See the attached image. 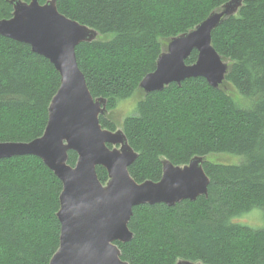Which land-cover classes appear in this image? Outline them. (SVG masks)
Here are the masks:
<instances>
[{"label":"trees","instance_id":"trees-1","mask_svg":"<svg viewBox=\"0 0 264 264\" xmlns=\"http://www.w3.org/2000/svg\"><path fill=\"white\" fill-rule=\"evenodd\" d=\"M229 1L57 2L62 15L99 33L77 47L78 64L92 96L107 102L102 127L122 129L139 155L129 169L132 178L159 182L165 160L183 167L195 157L205 159L208 197L134 209L133 239L116 243L129 264H264V228L236 221L255 209L264 213V0H245L213 32V46L229 65L220 88L203 78L150 94L140 88L172 39ZM13 12L10 0H0V20ZM198 55L194 51L186 63L193 65ZM60 86L48 59L0 36V143L42 137ZM136 97L133 113L120 123L115 112ZM219 156L235 160L212 159ZM77 161L70 152L68 164ZM97 173L106 184L107 171L98 167ZM62 191V182L38 157L0 160V264H50L60 247Z\"/></svg>","mask_w":264,"mask_h":264},{"label":"water","instance_id":"water-1","mask_svg":"<svg viewBox=\"0 0 264 264\" xmlns=\"http://www.w3.org/2000/svg\"><path fill=\"white\" fill-rule=\"evenodd\" d=\"M244 1H229L194 30L172 39L156 70L140 84L145 94L197 78L220 88L229 65L213 46V32L237 15ZM57 2L48 0L42 5L40 0H10L13 16L0 20V36L29 45L61 76L43 136L31 142L0 143V160L38 157L63 184L57 215L60 247L50 264H129L122 260L116 243L133 239L129 223L134 209L157 204L175 207L183 201L208 197L210 179L204 170L205 159L195 157L183 167L165 160L159 182L139 184L132 178L129 169L139 155L122 129L113 132L102 127L100 117L108 112L107 102L92 96L78 64L77 47L96 41L99 33L62 15ZM194 51L199 53L198 60L188 65L186 61ZM70 152L78 155L75 167L68 164ZM98 167L108 173L106 184L98 177Z\"/></svg>","mask_w":264,"mask_h":264},{"label":"rangeland","instance_id":"rangeland-1","mask_svg":"<svg viewBox=\"0 0 264 264\" xmlns=\"http://www.w3.org/2000/svg\"><path fill=\"white\" fill-rule=\"evenodd\" d=\"M139 100V97H136L135 99L125 101L120 104L119 108L115 112V118L122 123L123 120L131 115L135 109L136 102ZM214 160H217L219 162H224V163H230L233 162L235 159L229 156H219L212 158ZM237 222L240 223H245L244 225L249 226L254 229H263L264 228V213L259 210L255 209L250 213L249 215L239 218L236 220Z\"/></svg>","mask_w":264,"mask_h":264}]
</instances>
